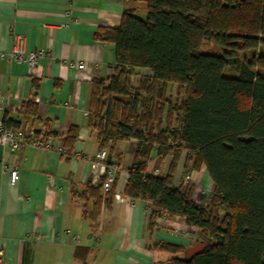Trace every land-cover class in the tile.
I'll list each match as a JSON object with an SVG mask.
<instances>
[{
    "label": "trees",
    "instance_id": "obj_1",
    "mask_svg": "<svg viewBox=\"0 0 264 264\" xmlns=\"http://www.w3.org/2000/svg\"><path fill=\"white\" fill-rule=\"evenodd\" d=\"M143 1L145 19L125 12L118 27L95 33L114 46L115 66L109 81L91 83L89 127L111 153L137 141L124 195L147 207L149 231L165 216L197 231L190 256L180 245L153 243L175 256L167 264H264V0ZM205 46L221 54H205ZM32 88L19 114L34 122L40 81ZM73 136L74 143L77 130ZM153 156L158 166L170 160L166 175L150 171ZM202 169L212 182L204 206L186 180ZM104 182L76 194L92 222L114 201Z\"/></svg>",
    "mask_w": 264,
    "mask_h": 264
},
{
    "label": "crops",
    "instance_id": "obj_2",
    "mask_svg": "<svg viewBox=\"0 0 264 264\" xmlns=\"http://www.w3.org/2000/svg\"><path fill=\"white\" fill-rule=\"evenodd\" d=\"M125 12L141 18L147 13L146 4L143 0H0V97L8 100L0 121H20L19 129L40 133L52 146L49 151L27 147L12 152L0 144V252L5 264H167L175 256L152 250L153 243L180 245L187 256L198 248L197 231L179 217L165 216L149 231L147 207L124 195L137 141L119 142L111 153L109 146L101 147L85 116L92 81H109L115 66L114 46L97 41L95 33L101 27H118ZM17 36L24 38L27 53L44 50L47 56L32 68L26 56L12 61ZM81 62L82 70L71 66ZM137 73L149 75L146 70ZM33 80L40 81L39 120L34 122L19 114L31 100ZM139 82L140 76L134 77L135 87ZM100 150L122 168L114 190L123 199L103 207L92 222L84 217L76 194L93 184L89 161ZM152 158L150 171L166 175L170 160L158 166ZM12 168L20 172L16 186L10 184ZM182 173L181 163L177 185ZM189 176L195 184L194 199L204 206L200 194L203 186L211 193L212 182L205 169Z\"/></svg>",
    "mask_w": 264,
    "mask_h": 264
},
{
    "label": "built area",
    "instance_id": "obj_3",
    "mask_svg": "<svg viewBox=\"0 0 264 264\" xmlns=\"http://www.w3.org/2000/svg\"><path fill=\"white\" fill-rule=\"evenodd\" d=\"M24 38L22 36H17L15 44L13 46L12 52L10 54L12 61L20 62L26 56L27 63L32 68L33 65L37 62L39 58H44L47 56V53L44 50L37 52L27 53L24 49ZM77 69H84L85 64L79 63L72 65ZM8 106L7 98L0 97V111L4 110ZM88 116V113L85 114ZM0 144L5 147H9L12 152L23 150L27 147H34L37 149H46L51 150L52 146L49 141H46L41 136H36L34 132H26L22 129L12 130L6 129L3 122L0 121ZM108 156L106 150H100L93 159L89 161L91 173L93 176V184L101 178H105L103 184L104 193H113L114 199L122 200V196L115 192L114 185L116 181L117 174L121 171V166L116 163L108 165ZM10 175V184L11 186H16L20 179V172L17 168H12L9 171ZM155 175H158V171H155ZM186 180H189V176L186 177ZM0 264H5L4 254L0 252Z\"/></svg>",
    "mask_w": 264,
    "mask_h": 264
},
{
    "label": "rangeland",
    "instance_id": "obj_4",
    "mask_svg": "<svg viewBox=\"0 0 264 264\" xmlns=\"http://www.w3.org/2000/svg\"><path fill=\"white\" fill-rule=\"evenodd\" d=\"M142 19H145L146 18V14L141 16ZM203 53L205 54H213V55H216V54H221V51L219 50V48L217 47H203ZM229 72V71H228ZM228 72H226V74H228ZM231 73V72H229ZM209 195H210V192L208 191L207 187L203 186L202 188V191H201V200H199L201 203H206L208 198H209Z\"/></svg>",
    "mask_w": 264,
    "mask_h": 264
}]
</instances>
